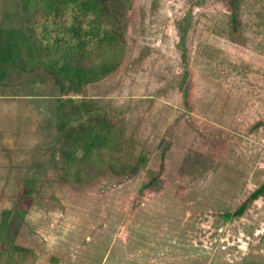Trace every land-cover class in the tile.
Listing matches in <instances>:
<instances>
[{"label":"rangeland","instance_id":"obj_1","mask_svg":"<svg viewBox=\"0 0 264 264\" xmlns=\"http://www.w3.org/2000/svg\"><path fill=\"white\" fill-rule=\"evenodd\" d=\"M26 1L0 0V221L30 249L0 264H264V194L227 215L264 182V0H120L118 67L69 92ZM86 108L124 163L67 162Z\"/></svg>","mask_w":264,"mask_h":264},{"label":"trees","instance_id":"obj_2","mask_svg":"<svg viewBox=\"0 0 264 264\" xmlns=\"http://www.w3.org/2000/svg\"><path fill=\"white\" fill-rule=\"evenodd\" d=\"M32 4L42 13L37 23L40 27L36 35L38 40L42 45L46 42L47 54H59L51 57L47 63L57 73V83L63 92L78 91L82 86L99 81L116 70L125 50L123 21L115 20L114 15L118 9L123 11L120 0H32ZM236 16L234 13V19ZM185 36L184 30L181 41ZM81 104L85 106L89 102L81 101ZM94 111L86 108L85 115L88 118H81L75 125L65 121L64 126H61L64 131L69 125L67 162L75 165L80 173L86 164L109 163V166L114 167L124 163L115 155L125 153V138L109 122L99 119ZM142 163L144 160L138 161L133 171L140 168ZM160 167H163V162ZM158 177H151L148 184ZM263 194L264 182L227 215H241L252 201ZM9 220L6 218V221H0V257L7 254L10 263L19 254L26 256L30 248L17 245L13 239L8 238L6 231L9 229L6 224Z\"/></svg>","mask_w":264,"mask_h":264}]
</instances>
